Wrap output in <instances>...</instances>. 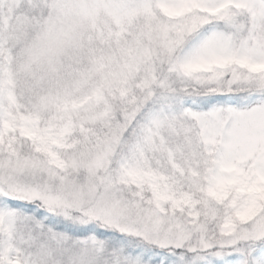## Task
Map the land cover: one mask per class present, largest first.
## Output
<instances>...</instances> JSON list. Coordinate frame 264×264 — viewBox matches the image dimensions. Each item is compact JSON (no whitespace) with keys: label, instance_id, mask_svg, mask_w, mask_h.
<instances>
[{"label":"snow or ice","instance_id":"obj_1","mask_svg":"<svg viewBox=\"0 0 264 264\" xmlns=\"http://www.w3.org/2000/svg\"><path fill=\"white\" fill-rule=\"evenodd\" d=\"M0 264H264V0H0Z\"/></svg>","mask_w":264,"mask_h":264}]
</instances>
